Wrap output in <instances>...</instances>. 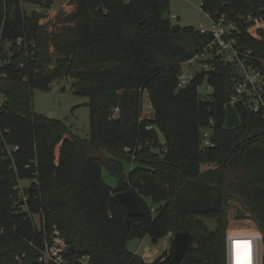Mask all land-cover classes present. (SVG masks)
<instances>
[{"label":"trees","instance_id":"obj_1","mask_svg":"<svg viewBox=\"0 0 264 264\" xmlns=\"http://www.w3.org/2000/svg\"><path fill=\"white\" fill-rule=\"evenodd\" d=\"M21 1L0 0V264H9L5 233L17 238L15 253L39 256L56 230L67 264H85L83 256L87 264H173L172 244L151 263L128 248L131 239L158 242L170 231L195 238L180 264H226L224 205L232 192L264 233V118L239 107L240 125L225 126L235 82L221 58L207 77L198 73L178 88L183 63L210 33L173 30L164 15L170 0H70L73 10L56 18L55 30ZM202 8L240 26L239 42L264 67V29L258 37L248 31L249 19L264 15V0H203ZM19 37L28 41L22 49ZM66 70L75 92L90 99L87 138L34 108V89L49 90ZM206 80L212 92L202 97ZM146 92L153 117L143 115ZM205 130L213 146L203 145ZM22 179L30 181L23 190ZM123 190L134 192L143 215L128 217L114 196ZM203 218H214L216 228Z\"/></svg>","mask_w":264,"mask_h":264},{"label":"rangeland","instance_id":"obj_2","mask_svg":"<svg viewBox=\"0 0 264 264\" xmlns=\"http://www.w3.org/2000/svg\"><path fill=\"white\" fill-rule=\"evenodd\" d=\"M70 0H47L46 2H41L39 0H22L21 6L27 12L31 13L36 11L41 14H45L40 19L41 24H48V30H55L62 24H55L57 22L56 18L62 17L63 13L70 12L73 10V5L70 4ZM203 0H170L169 8L165 12V17L169 18L171 23L180 24L182 27L193 26L196 29L206 28L209 29L212 25V18L204 11L202 8ZM175 15V17H174ZM70 23V22H68ZM252 35L256 34L259 29H264V19L259 21H254L248 28ZM259 33H257L258 36ZM6 54L4 53V58L13 53V46L10 44H5ZM54 47L50 50L53 51ZM4 60V59H3ZM53 64H48V68H52ZM200 66L194 61L192 64L184 63L183 69L190 73L191 77H194ZM75 78L69 74L66 70L62 73L59 79L54 80L51 83V88L49 90L34 89L33 102L36 112L46 114L52 118L61 119L70 126L71 130L80 135L81 137H89L91 126L89 114L90 110L88 107L89 97L86 95L77 94L74 90ZM199 93L201 96L205 97L212 92L209 83L204 81V83L199 87ZM4 96L0 92V104L3 102ZM149 96L147 92L143 96V115L145 117H153L154 109L151 104H149ZM119 111H116V115ZM61 144L56 147V161H58L60 153ZM126 168L130 167V163H125ZM103 176L105 182L112 186H117V178L109 173L107 168H103ZM30 184L28 179H22L17 182L18 187L23 190ZM232 196L229 197L228 201L224 205L225 211L227 212L228 225L226 228L227 233L233 234H254L262 235L264 233L257 226V223L252 219L251 213L243 207L238 195L235 196L234 192L231 193ZM231 202L238 203L241 207L247 210L245 215H237L235 207ZM35 222L39 225L40 218L37 213L33 214ZM209 229L214 230L216 228V220L214 218H203ZM173 236L168 238L164 236L154 242L150 235H146L143 239H131L128 242V248L135 252L139 257L143 258L144 253L149 249L152 253V257L143 258L147 263H151L157 257L161 256L165 250L171 247ZM3 244L6 247L7 254L9 255V264H37L36 260L40 262V255L38 256L36 252L28 254V252L18 255L15 253L18 246V240L10 233H5L3 235ZM248 244V243H242ZM240 244L234 253V264L239 261L241 256ZM17 252V251H16ZM248 256V253H246ZM38 256V257H37Z\"/></svg>","mask_w":264,"mask_h":264},{"label":"built area","instance_id":"obj_3","mask_svg":"<svg viewBox=\"0 0 264 264\" xmlns=\"http://www.w3.org/2000/svg\"><path fill=\"white\" fill-rule=\"evenodd\" d=\"M39 1L46 2L47 0ZM263 19L264 15L250 18L248 22ZM198 30L202 33H210L211 40L186 62L192 64L196 61L198 66H200L197 74L205 72L207 77L214 70V60L221 58L229 66L235 82L233 92L227 104H232L237 110L239 107L245 108L260 114L264 118V67L258 64V57L255 56L254 51L239 42L240 26L234 21L229 20L225 15H222L217 19H212V25L209 29L199 28ZM253 36L258 37L257 33ZM27 45L28 41L25 37L17 39L18 48L22 49ZM30 45L34 46L33 43ZM194 77H191L190 73L182 67L178 75V88L187 87ZM209 86L212 88L210 84ZM118 110L119 108H116V111ZM213 144L211 132L209 130L203 131V145L213 146ZM17 148L18 146L14 147V149ZM126 150L131 149L126 147ZM27 200L28 197H24V202H27ZM172 236L174 237V233L170 231L167 237L170 238ZM236 242L248 243L240 246L243 259L246 253H250V261L247 264H264V237L262 235L233 233L226 234V264H234ZM65 249L66 243L60 231L56 230L53 237L45 242V247L39 252L41 264H67L63 253ZM148 256L147 253H144L143 258ZM82 261L87 264V257L83 256Z\"/></svg>","mask_w":264,"mask_h":264},{"label":"water","instance_id":"obj_4","mask_svg":"<svg viewBox=\"0 0 264 264\" xmlns=\"http://www.w3.org/2000/svg\"><path fill=\"white\" fill-rule=\"evenodd\" d=\"M172 28L173 30H177L182 28V26L180 24H174ZM240 123L241 118L236 107L230 103L227 104L225 126L233 128L240 125ZM114 196L119 202L126 206L128 217H136L144 214V208L132 190L117 191L114 193ZM231 204L235 207L237 215L247 214V210L241 207L238 203L231 202ZM127 221L129 222V218ZM194 242V235L190 231H179L174 234L172 240L174 248V255L172 258L173 264H180L186 253L193 248Z\"/></svg>","mask_w":264,"mask_h":264},{"label":"bare ground","instance_id":"obj_5","mask_svg":"<svg viewBox=\"0 0 264 264\" xmlns=\"http://www.w3.org/2000/svg\"><path fill=\"white\" fill-rule=\"evenodd\" d=\"M238 244H240V246L242 245V242L241 243H235V249H234V253H235V251H236V249L238 248ZM250 253H248V256L245 254V258L243 259H241V260H239V261H237L236 262V264H247L250 260Z\"/></svg>","mask_w":264,"mask_h":264},{"label":"crops","instance_id":"obj_6","mask_svg":"<svg viewBox=\"0 0 264 264\" xmlns=\"http://www.w3.org/2000/svg\"><path fill=\"white\" fill-rule=\"evenodd\" d=\"M149 104H151L150 101H149ZM247 234H248V233H247ZM146 253H147V256H148V255H149V256H148V257H144L145 259H146V258H150V257H152V253H150L149 249L145 252V254H146ZM145 259H144V260H145ZM145 261H146V260H145ZM146 262H147V261H146ZM151 262H152V261H151Z\"/></svg>","mask_w":264,"mask_h":264}]
</instances>
